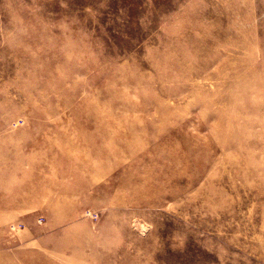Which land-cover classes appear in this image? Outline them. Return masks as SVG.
Returning a JSON list of instances; mask_svg holds the SVG:
<instances>
[{
  "label": "rangeland",
  "instance_id": "rangeland-1",
  "mask_svg": "<svg viewBox=\"0 0 264 264\" xmlns=\"http://www.w3.org/2000/svg\"><path fill=\"white\" fill-rule=\"evenodd\" d=\"M0 264H264V0H0Z\"/></svg>",
  "mask_w": 264,
  "mask_h": 264
},
{
  "label": "crops",
  "instance_id": "crops-1",
  "mask_svg": "<svg viewBox=\"0 0 264 264\" xmlns=\"http://www.w3.org/2000/svg\"><path fill=\"white\" fill-rule=\"evenodd\" d=\"M15 196H13V199H11L10 202H8L9 204H12V205H17V191H15Z\"/></svg>",
  "mask_w": 264,
  "mask_h": 264
},
{
  "label": "built area",
  "instance_id": "built-area-1",
  "mask_svg": "<svg viewBox=\"0 0 264 264\" xmlns=\"http://www.w3.org/2000/svg\"><path fill=\"white\" fill-rule=\"evenodd\" d=\"M11 228H13V227H11Z\"/></svg>",
  "mask_w": 264,
  "mask_h": 264
}]
</instances>
